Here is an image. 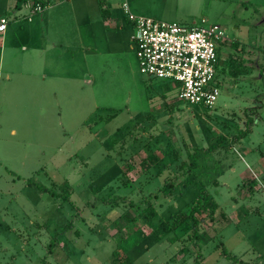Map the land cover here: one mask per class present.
<instances>
[{
    "label": "rangeland",
    "instance_id": "1",
    "mask_svg": "<svg viewBox=\"0 0 264 264\" xmlns=\"http://www.w3.org/2000/svg\"><path fill=\"white\" fill-rule=\"evenodd\" d=\"M124 1L55 0L47 7L63 6L68 27L73 15L82 45L61 47L67 79L51 83L44 156L30 150L37 158L28 171L38 170L16 174L15 156L30 149L28 139L10 137V146L0 140V264H264V0L136 2L151 13L143 17L204 20L226 32L212 108L180 100L176 82L139 72ZM31 11L0 0L9 21L3 34L16 35L17 53L35 26L45 40L52 32ZM3 115L0 109V126ZM126 126L131 135L123 136ZM201 188L218 209L213 221L208 212L197 216L207 240L191 243L190 224L177 225L176 215L188 214ZM220 242L235 261L220 254Z\"/></svg>",
    "mask_w": 264,
    "mask_h": 264
},
{
    "label": "crops",
    "instance_id": "2",
    "mask_svg": "<svg viewBox=\"0 0 264 264\" xmlns=\"http://www.w3.org/2000/svg\"><path fill=\"white\" fill-rule=\"evenodd\" d=\"M129 1H131L132 9L136 14L139 13L142 16L151 14L147 8L136 3L139 2L138 0ZM62 7L59 11H49V7L40 14L42 25L48 26L52 32H47V40H45L43 32L38 30V26H35L28 35V47L22 49L23 53H17L13 48L17 41L16 35L12 39V32L10 33V31L0 34V81L2 80L0 83V109L4 114L2 117L4 119H1L0 140L10 146L11 142L7 139L18 135L19 138L25 137L28 139L31 144L28 151H22L21 154L15 156L20 159L16 174L23 172L26 173L25 175H29L36 172L38 167L28 171L31 168V165L28 164L32 162L33 158L40 155L44 156V152H40V150L45 149V139L40 133L42 129L44 131L46 126V100H49L51 83L54 81L57 85H62V82L67 79V72L61 65V59L67 55L66 51H64V54L61 53V47L65 44L64 41H68L71 51H78L82 45L73 15H67V20L70 21L71 19L69 27L68 22L65 21L63 24L64 16L67 13L63 11ZM107 8L105 5L104 9L106 11ZM159 16V18H165ZM109 18L108 14L106 21ZM95 20L99 21L98 17ZM35 23L38 25L37 21ZM132 36L133 33L131 39ZM18 37L22 40L23 36L19 34ZM71 61H76V58L72 56ZM11 112H14V114H11ZM47 112L49 113V110ZM33 136L35 137L33 138ZM31 148L39 150L37 157H33L34 154L30 152Z\"/></svg>",
    "mask_w": 264,
    "mask_h": 264
},
{
    "label": "built area",
    "instance_id": "3",
    "mask_svg": "<svg viewBox=\"0 0 264 264\" xmlns=\"http://www.w3.org/2000/svg\"><path fill=\"white\" fill-rule=\"evenodd\" d=\"M28 0L32 14L42 12L55 0ZM123 12L133 24L132 41L139 72L148 79L173 81L180 85L178 98L189 104L212 108L219 95L216 86L218 45L227 39L216 24L180 25L149 17L135 16L126 0ZM8 19L0 15V34L7 29Z\"/></svg>",
    "mask_w": 264,
    "mask_h": 264
},
{
    "label": "trees",
    "instance_id": "4",
    "mask_svg": "<svg viewBox=\"0 0 264 264\" xmlns=\"http://www.w3.org/2000/svg\"><path fill=\"white\" fill-rule=\"evenodd\" d=\"M28 0H13V10L14 11H20L21 8L25 5V3L27 2ZM40 1L39 0H33V4H37L39 3ZM41 3V2H40ZM219 50V49H218ZM217 50V54L219 53ZM219 55V54H218ZM217 71V70H216ZM129 129V126H126V127H123L121 129L122 133H123V136H125L126 134L127 135H131L130 132H126V130ZM125 132V134H124ZM247 133L246 132H243V135L245 136ZM122 136V137H123ZM220 140L222 141L223 138H220ZM199 149L195 148L194 152L192 154H188L187 157H188V160H189V164H188V167H192V168H195L197 163H196V154L198 152ZM200 190V193H199V196L197 197L196 200H194V204H192V206L189 208V211H188V214L187 215H181V212H179L177 215H176V218L180 219V222H178L179 226H185L187 224H190V234L188 236V241H190L191 243H193L194 241L196 240H200L201 241H206L207 240V234L204 232V231H201V228H200V223L203 221L201 219H199L197 216L200 215L203 211L204 212H208L207 215H209V218L213 221V215L215 214V211L218 209V204L217 202L211 198V197H208L204 192H203V189H199ZM147 211H148V214L150 215H153L154 214V211L153 209L148 206L147 207ZM223 216V214H222ZM177 219V220H178ZM185 229V228H184ZM188 230V231H189ZM219 246L221 247V252L220 254L222 256H225L227 258H230L232 260H236L233 256H230L229 253L225 250L224 246H223V243L220 242ZM116 255V254H114ZM200 258V254H198ZM128 260V259H127ZM199 259L198 258H195V261H194V264H199L198 263ZM127 263H124V262H121V261H118V260H113V264H130L129 263V260L126 261Z\"/></svg>",
    "mask_w": 264,
    "mask_h": 264
},
{
    "label": "flooded vegetation",
    "instance_id": "5",
    "mask_svg": "<svg viewBox=\"0 0 264 264\" xmlns=\"http://www.w3.org/2000/svg\"><path fill=\"white\" fill-rule=\"evenodd\" d=\"M227 39H228V37H227Z\"/></svg>",
    "mask_w": 264,
    "mask_h": 264
}]
</instances>
